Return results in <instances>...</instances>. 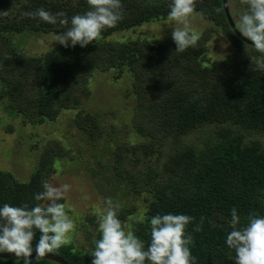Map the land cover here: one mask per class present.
<instances>
[{
	"label": "trees",
	"instance_id": "obj_1",
	"mask_svg": "<svg viewBox=\"0 0 264 264\" xmlns=\"http://www.w3.org/2000/svg\"><path fill=\"white\" fill-rule=\"evenodd\" d=\"M122 3L123 19L92 44L83 48L59 45L41 57L18 50L11 36L59 34L70 25L48 24L24 13L43 7L71 17L89 10L87 0L0 3V126L4 124L9 135H24L27 148L36 154V159L30 155L35 162L28 181L0 170V206L38 203L34 194L42 191L46 168L78 164L80 152L34 135L64 113L74 112L69 118L73 128L93 141L104 134L108 137L98 170L86 174L92 179L104 177L109 186L114 185L111 190L97 185L104 200L113 194L117 202L124 193L127 200H133L132 206L118 209L129 231L147 247L153 216L190 215L194 220L187 232L194 240L190 248L197 264H235V250L226 243L232 230L231 209L235 207L241 217L238 227L247 225L250 213L264 216V70L251 60L256 57L264 62V57L234 33L223 0H196V12L218 26L235 48L223 61L209 58L207 38L184 52H176L174 41L160 45L147 40L105 42L116 32L168 19L171 0ZM216 8L223 11L217 13ZM108 73L112 82L128 78L126 98H133L134 105L123 110L128 114L123 123L111 112L107 118L83 109L94 75ZM210 124L216 126L207 139L189 143L194 130ZM66 211L70 212L68 206ZM201 217H205L202 231L196 232ZM97 218L87 220L96 222ZM40 235L36 230L33 248ZM99 238L98 230L95 236L90 234L86 247L67 243L52 255L68 264H92L93 241ZM0 264L24 261L0 260ZM32 264L57 263L41 259Z\"/></svg>",
	"mask_w": 264,
	"mask_h": 264
},
{
	"label": "clouds",
	"instance_id": "obj_2",
	"mask_svg": "<svg viewBox=\"0 0 264 264\" xmlns=\"http://www.w3.org/2000/svg\"><path fill=\"white\" fill-rule=\"evenodd\" d=\"M246 6L236 23L237 30L250 40L257 52L264 57V0H241ZM89 10L71 17L64 11L52 13L43 7L26 11L24 16L39 19L48 24L68 26L65 32L56 34V42L65 48L87 47L96 41L107 28L115 27L123 19L122 0H87ZM220 13L223 8H216ZM196 15V0H171L168 20L175 22L172 39L176 52L194 47L200 35L192 29L190 20ZM252 63L264 70V62L251 57ZM159 102V101H157ZM71 189L67 183L45 180L42 191L34 194L38 203L29 206H0V253L15 254L24 264H32L31 257L41 260L48 254L69 243V234L75 223L66 211L64 200ZM103 213L98 216L100 238L93 241L90 256L92 264H197L190 245L194 240L187 227L194 217L185 214H157L150 220V243L137 237L118 217L120 204L111 197L104 200ZM205 217L195 231H202ZM246 226L241 224L237 209H231V231L226 243L235 250V264H264V216L250 213ZM38 230L41 235L35 248L33 240Z\"/></svg>",
	"mask_w": 264,
	"mask_h": 264
},
{
	"label": "rangeland",
	"instance_id": "obj_3",
	"mask_svg": "<svg viewBox=\"0 0 264 264\" xmlns=\"http://www.w3.org/2000/svg\"><path fill=\"white\" fill-rule=\"evenodd\" d=\"M230 9L233 18L238 21L239 16L245 10L246 6L241 0H229ZM192 29L200 35V40L207 38L208 56L212 61H223L229 55L235 53V48L229 43L228 37L225 36L221 29L204 17L196 15L190 20ZM176 24L173 21L161 20L145 23L140 27L116 32L103 41L108 43H124L132 40H147L155 45L166 44L172 39L173 27ZM56 34H42L26 32L12 35L13 45L26 55L31 57H41L60 44L56 42ZM112 74H96L91 80V88L83 101V109L87 112L107 117V112H111L119 117L121 123L127 117L123 110L134 105V99L126 98L129 89L128 78L119 82H112ZM74 112L64 113L55 121H51L39 130L34 131L35 137L45 139L46 141L56 140L64 145L67 149L80 152L78 164L72 163L70 166H60L61 168H46L42 174L47 175V180L53 183H67L71 185L64 203L70 209L68 215L75 223V229L69 234V243H74L78 247H86L91 236L99 230L96 222H89L88 218L100 216L103 213L104 197L99 191L98 184L102 189L111 190L114 185L109 186L104 177L92 179L86 174L87 170H98V162L101 155L108 148V137L102 135L97 141H93L89 136L80 132L72 126ZM105 117V118H106ZM122 117V118H120ZM108 118V117H107ZM8 117L5 116V123H8ZM3 124V123H2ZM216 125L210 124L199 127L194 130L190 137L189 143H200L207 139ZM0 126V170L11 172L19 181L25 182L30 179L32 165L35 161L30 159L32 153L28 149V141L24 135L7 134ZM28 131H31L27 129ZM249 136V133L246 134ZM255 136L261 139L260 135ZM255 138H248V140ZM36 141V140H35ZM105 157V155H103ZM74 157V156H73ZM75 158V157H74ZM76 159V158H75ZM80 165V166H79ZM54 174V175H53ZM113 199V194H110ZM126 193L121 194L117 199L120 207L124 205L132 206L133 200H127ZM116 202V200H115ZM83 216L84 220H80ZM88 224V225H87ZM79 225H83L81 229ZM126 230H129L128 224ZM79 227V228H78ZM81 229V230H80ZM94 233V234H93Z\"/></svg>",
	"mask_w": 264,
	"mask_h": 264
},
{
	"label": "water",
	"instance_id": "obj_4",
	"mask_svg": "<svg viewBox=\"0 0 264 264\" xmlns=\"http://www.w3.org/2000/svg\"><path fill=\"white\" fill-rule=\"evenodd\" d=\"M5 0H0V3L3 2ZM223 7H224V11H225V15L226 18L232 28V30L234 31V33L247 45L254 47L253 43L248 40L247 38L243 37L242 34L237 30L236 28V22L235 19L233 18L232 14H231V9H230V5H229V0H223ZM0 260H23L22 258H17L15 256V254H11V253H0ZM31 260H37L36 259V253H34L31 257ZM43 260H49L52 262H55L57 264H68L66 261H64L63 259H61L58 256L52 255V254H48L45 258H43Z\"/></svg>",
	"mask_w": 264,
	"mask_h": 264
}]
</instances>
